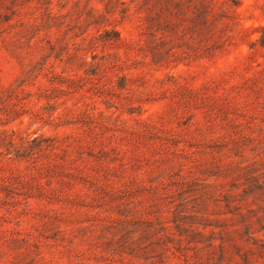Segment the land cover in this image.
<instances>
[{
	"label": "rangeland",
	"instance_id": "rangeland-1",
	"mask_svg": "<svg viewBox=\"0 0 264 264\" xmlns=\"http://www.w3.org/2000/svg\"><path fill=\"white\" fill-rule=\"evenodd\" d=\"M264 0H0V264H264Z\"/></svg>",
	"mask_w": 264,
	"mask_h": 264
},
{
	"label": "trees",
	"instance_id": "trees-1",
	"mask_svg": "<svg viewBox=\"0 0 264 264\" xmlns=\"http://www.w3.org/2000/svg\"><path fill=\"white\" fill-rule=\"evenodd\" d=\"M261 44L264 46V39H262V42H261Z\"/></svg>",
	"mask_w": 264,
	"mask_h": 264
}]
</instances>
